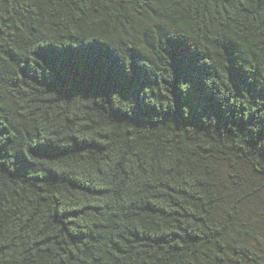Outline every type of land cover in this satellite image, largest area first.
Masks as SVG:
<instances>
[{
    "label": "trees",
    "instance_id": "16d2710c",
    "mask_svg": "<svg viewBox=\"0 0 264 264\" xmlns=\"http://www.w3.org/2000/svg\"><path fill=\"white\" fill-rule=\"evenodd\" d=\"M241 164L264 0H0V264H264Z\"/></svg>",
    "mask_w": 264,
    "mask_h": 264
},
{
    "label": "rangeland",
    "instance_id": "374dc122",
    "mask_svg": "<svg viewBox=\"0 0 264 264\" xmlns=\"http://www.w3.org/2000/svg\"><path fill=\"white\" fill-rule=\"evenodd\" d=\"M229 168L232 169L229 165L222 164L223 177L228 176ZM239 171V176L230 178L226 191L229 190L232 195L227 198L225 205H238L245 217L264 231V178L255 175L246 164H241ZM258 240L262 242L261 249L264 251V239L259 236Z\"/></svg>",
    "mask_w": 264,
    "mask_h": 264
}]
</instances>
